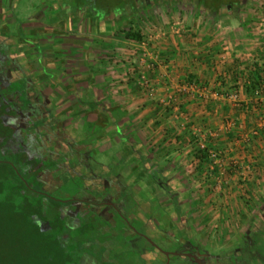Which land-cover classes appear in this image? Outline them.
<instances>
[{
	"label": "crops",
	"instance_id": "1",
	"mask_svg": "<svg viewBox=\"0 0 264 264\" xmlns=\"http://www.w3.org/2000/svg\"><path fill=\"white\" fill-rule=\"evenodd\" d=\"M190 2L187 7L193 6ZM193 2L206 13L189 16L193 25L188 31L177 23L176 31L162 37L151 15L133 22L130 28L140 30L142 41L126 38L130 28L120 30L121 11L100 13L91 2L86 12L60 10L65 19L57 26L64 29L56 31L63 38L49 46L67 57L48 65L67 73L55 72L44 89L52 101L55 86L60 91L64 80L85 86L71 90L78 99L86 94L87 106H82L87 109L68 108L66 129L108 172L107 180L115 175L132 180L142 163L151 181L143 183L147 191L164 197L171 190L185 199L182 208L208 244L211 239L217 244L264 239V0ZM259 76L261 86L254 90ZM116 134L126 138L130 155L121 151ZM199 143L220 152L222 165L210 159L195 162ZM129 158L137 163L127 169L123 164ZM143 258L148 264L162 260L152 253ZM72 264H87V256Z\"/></svg>",
	"mask_w": 264,
	"mask_h": 264
},
{
	"label": "flooded vegetation",
	"instance_id": "2",
	"mask_svg": "<svg viewBox=\"0 0 264 264\" xmlns=\"http://www.w3.org/2000/svg\"><path fill=\"white\" fill-rule=\"evenodd\" d=\"M15 1L0 0V121L9 124L7 133L0 135V169L8 166L14 170L22 185L23 181L33 195L42 197L44 205H41L39 211L42 215L38 218V223L34 221L39 230L46 236L55 235L54 239L62 248L78 244L92 250V255H81L87 256V264H122L126 260L118 263L121 259L117 256L122 258L124 253L121 251L125 252L128 247L130 252L136 254V262L139 261V264H148L143 256L149 253L162 258L154 260L153 264H264V239L259 236L224 239L218 243L219 247L211 246L202 239L201 231L191 222V214L182 208L186 205L185 199L171 190H168V194L164 193V197L151 195L146 186L140 183L144 181L141 176L147 175L142 163L135 170L137 172L141 169L139 173H135L139 177L137 184L132 185L131 181L136 179L133 177L131 180L128 175L124 179L115 175L116 178L107 180L110 175L103 170L102 165L89 159L87 147L77 144L73 136L68 134L66 124L71 119L68 108L78 105V108L87 109L83 99H78L71 90L84 89L85 86L75 85L72 80H64L60 91L55 86L53 94L56 98L53 97L52 101L50 94L45 91L46 84L53 82L51 79L57 74L55 72L67 73L66 68L60 70L48 65L55 60L49 44L55 39L63 38L58 35L56 38L52 30L64 21L65 16L56 13L58 15H53L50 21L47 14L49 11L54 13L63 9L86 12L88 2L96 6V0H64V3L46 0L38 13L21 20L25 26L19 21L17 23V28L21 31L31 30L32 34L29 35L6 33V28H3L15 26L17 19L12 16L14 12L11 7ZM54 1L56 2L52 3ZM123 9L111 12H124ZM45 10L48 12L44 14ZM39 14L43 18L40 19ZM8 15L14 20L13 23H5V20H10L9 17L6 18ZM43 31L42 35L36 33ZM47 32L49 34L44 37ZM42 44L47 48L46 52L44 47L39 49ZM64 55L67 57V53ZM31 63H35L33 69L30 67ZM55 81L57 83L58 80ZM69 83H72V87ZM62 108L67 111H62ZM116 137L120 141L118 143L126 145V138L121 134H116ZM131 150L121 148L128 155ZM132 159L124 162L123 167L129 169L136 165L135 158ZM92 172H99L102 177L94 179L90 176ZM65 173L80 181L84 190L67 200L50 196L51 192L64 186L66 181L60 177L65 176ZM28 179H34L36 190L30 189ZM148 179L146 182L151 183ZM24 191V188L20 189V197L25 195ZM47 198L54 201V204ZM118 220L124 224L119 229ZM76 230L80 233L73 241L65 239ZM107 233H110L109 240L112 241L105 240ZM117 233L125 240L126 245L123 246L114 239V234ZM95 251L102 253L96 255ZM113 252L116 253L115 257H112Z\"/></svg>",
	"mask_w": 264,
	"mask_h": 264
},
{
	"label": "rangeland",
	"instance_id": "3",
	"mask_svg": "<svg viewBox=\"0 0 264 264\" xmlns=\"http://www.w3.org/2000/svg\"><path fill=\"white\" fill-rule=\"evenodd\" d=\"M59 1H60V3H64V0H59ZM72 1H75V0H72ZM82 1L85 2V1H93V0H82ZM133 1H134V4H133ZM188 1H191L193 6L187 7ZM193 1H195V0H164V3L160 4L158 2V0H149V1L148 0L147 1L146 0L145 1L139 0V4H138V3H136L135 0H96V6L94 7V9L99 8L100 10L103 9L104 11H108L111 13V11L112 12L117 11L119 9L124 8V6H126L125 8L127 11L124 10V12H123L124 16H121V18H120V30H123L122 27H124V29L125 28L129 29L130 26H132L133 22L138 24V22H139L138 19H140L142 21H144L145 19L146 20L151 19V21L153 22L152 23L153 27H154V24L158 23L159 24L158 26H160L159 28L160 29L162 28V30L160 32H161V36L163 37V35H162L163 33L167 34L168 31H169V33L173 30L176 31L177 29L175 28V26H177L176 25L177 23H180L181 27L184 26V28H183L184 31H188V29L191 28L190 25H193L192 24L193 20L190 19L189 16H194L195 14H197V15L198 14H204L205 15L206 12L203 9L199 8L200 5L195 6L194 4L196 2H193ZM209 1L212 2L213 0H209ZM46 2H47L46 0H16L15 4L12 3L11 7H12V11L14 12V15L12 14V16H14V18L17 20L14 22L15 23L14 27H12V28L11 27L7 28L6 26L3 27V28H6V33H10V34L11 33H14V34L21 33L24 35L32 34L31 30L21 31V29L17 28V25L20 22V24L22 23L25 26V24L23 22H21V20H25L29 16L33 15L34 13H38L39 9ZM65 2H69V1L65 0ZM142 2H144V4ZM70 3H72V2H70ZM9 7H10V5H9ZM133 8L138 9L137 11H135L134 14L131 13V12H134V11H132ZM185 8H187V10H185ZM89 11H91V9ZM104 11H101L100 13H102ZM45 12L47 13L48 10H45L44 14H45ZM56 13L59 14L58 10L54 11V13H51L49 11L47 14L48 20L51 21L53 19V15H56ZM148 15H151V16L148 17ZM39 16H40V19L43 18L41 14H39ZM130 16H132V17H130ZM8 17L10 18L9 15L6 18H8ZM147 17H148V19H147ZM133 19H135L136 21H133ZM10 20H5V23L6 24L10 23V22L13 23L14 20H12L11 18H10ZM60 23H62V22H60ZM145 23H148V22L145 21ZM144 24H141V26ZM173 24L175 26H173ZM24 26H22V27H24ZM51 26L55 27L54 25H51ZM72 26H73V24L70 23L69 27L72 28ZM152 26H151V28H152ZM69 27L67 26V28H69ZM60 28L64 29L63 27L59 26L58 29H60ZM142 28L146 29L145 26H143ZM58 29L55 28V31L53 32L56 35V38L58 35V32L56 30H58ZM36 33L42 35L44 33V31L43 32H36ZM48 34H49L48 32L45 33L44 37H46ZM166 34H165V36L167 37L168 34L167 35ZM21 37L22 36H20V38ZM24 37L29 38L28 36H24ZM23 40L27 41L26 39H23ZM43 47L44 46L42 45L39 49H42ZM51 51H52V49H51ZM71 52L74 54L76 53L74 49ZM65 53L66 52H61V51L55 52V50L53 49V54L55 55L54 56L55 61L59 60V59H57V57L66 56V55H64ZM30 67L33 69L35 67V63H31ZM83 96H84V97H82L83 103L87 105V99L85 97L86 95H83ZM8 130H9V124L4 123V121H0V135H4V132L6 134ZM122 147L124 148V150L128 149L125 146H123V144L120 146V148H122ZM9 158H13V156H9ZM5 168H8V166H5ZM140 170L141 169L139 168L136 173H139ZM134 177L136 180L131 181L132 185L139 181L138 175H134ZM148 178H149L148 175H146V176L142 175L141 179H143L144 181H142L140 183L146 182ZM60 179H62L63 181H66V182L63 184L64 186H61L60 189H58L55 192H51L50 196L52 195V197H54V198L67 200L69 197L76 195L77 193H81L82 190H84V186L76 178L73 181H69L68 175H65V176L60 177ZM28 180H29V185L31 187L30 189L36 190V185H35L34 179H32V180L28 179ZM68 181H69V183H68ZM22 183H23V185L19 182V180H14L12 186L7 184V189H16L15 186L18 187L19 189H22V188L25 189V191H24L25 195L24 196L23 195H21V197L13 196V199L18 200V202H20V205L19 204H17V205L21 206V208H24L23 210L26 212L25 214H27V216L30 217L32 220L35 219L34 221L36 223H38V218H41V215H42V212L39 213V211L41 209V205H44L42 203V197L33 195L29 191V189L27 188V185H25L23 181H22ZM189 183H191L190 187L191 186L196 187V184L194 183V181L189 180ZM147 195H149V194H147ZM47 199L49 200V198H47ZM49 201L54 204V201H52V200H49ZM54 226L57 228L59 227V226H57V224H54ZM123 226H124V224L118 220V227L117 228L119 229ZM88 229H89V226L87 225V232H88ZM81 231H83V230H81ZM79 233H80L79 230H76L75 232L71 233L72 237L66 236L65 239L66 240L71 239L73 241V239H75L79 235ZM54 236L51 237V239H54ZM89 236H87V237H89ZM114 236H116L114 239L115 240L117 239V241L120 244H122L123 246L126 245L125 240L121 236H119L118 233L116 235L114 234ZM109 237H110V233H107L106 234L107 239H105V240H109ZM63 240H64V238H63ZM109 241H112V240H109ZM209 244L211 246H215L216 248L220 246L213 239L210 240ZM65 249L67 251L66 255L68 257H72L75 260H77L76 257L81 256L82 253H86V254L88 253L89 255L93 254L92 250H87L86 247L78 245V244L72 245V247L68 246V248L65 247ZM115 256H116V253L113 252L112 257H115ZM117 258L121 259V261H117L118 263H121L123 260H126V262H122V264H139V261L136 262V254L134 252H130L129 247L127 248V250H125L124 254L122 255V258L120 257V255L117 256ZM130 261H131V263H130ZM101 264H109V263H101Z\"/></svg>",
	"mask_w": 264,
	"mask_h": 264
},
{
	"label": "trees",
	"instance_id": "4",
	"mask_svg": "<svg viewBox=\"0 0 264 264\" xmlns=\"http://www.w3.org/2000/svg\"><path fill=\"white\" fill-rule=\"evenodd\" d=\"M128 40L142 41L140 30H125ZM253 80V89L257 90L262 82L261 76ZM196 155L208 161L206 152L197 151ZM18 180L11 168L0 169V264H72L78 260L68 257L67 251L58 245L51 235H45L26 212L20 202L13 199L19 196L20 189H7V184ZM14 190V191H13ZM20 197V196H19ZM19 204V205H17Z\"/></svg>",
	"mask_w": 264,
	"mask_h": 264
},
{
	"label": "built area",
	"instance_id": "5",
	"mask_svg": "<svg viewBox=\"0 0 264 264\" xmlns=\"http://www.w3.org/2000/svg\"><path fill=\"white\" fill-rule=\"evenodd\" d=\"M143 82H144V84L147 87L150 86L149 82L146 79H144V78H143ZM259 93H260V90L257 91L256 94H259ZM198 150L200 152H206L207 155H208V159L213 160L214 161V164H216V165H222V163H223V156H222V154L220 152H218L216 150H213V149H208V147H207V145L205 143H199ZM194 161L195 162H198V161H203V160H201V158L198 157V155H195ZM244 180L246 181V179H244Z\"/></svg>",
	"mask_w": 264,
	"mask_h": 264
}]
</instances>
